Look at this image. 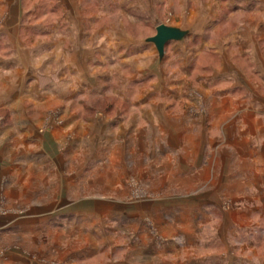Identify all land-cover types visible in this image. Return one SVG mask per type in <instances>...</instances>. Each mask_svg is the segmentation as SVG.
<instances>
[{
	"label": "crops",
	"instance_id": "obj_1",
	"mask_svg": "<svg viewBox=\"0 0 264 264\" xmlns=\"http://www.w3.org/2000/svg\"><path fill=\"white\" fill-rule=\"evenodd\" d=\"M156 6L158 15L186 12L191 16L180 25H166L187 36L170 43L163 58L149 37H132L120 31L124 27H113L106 37L98 27L100 13L124 11L148 19L154 13L150 0H0V171L31 174L37 167L31 160L35 163L40 156L59 160L69 152L83 156L88 141L96 145L106 140L115 167L123 165L124 173L132 174L131 158L144 152L146 141H157L176 143L178 148L183 143L180 149L172 144L157 151L164 175L173 173L166 159L185 155L192 165L190 172L196 175L197 149L203 143L205 154L212 152L219 140L214 131L235 106L252 113L247 120L236 121L237 127L246 124L252 132H233V124L224 138L236 145L245 139L252 142L246 160L251 168L236 173L230 169L226 178L219 179L226 182L222 192L230 195L229 205L264 206V118L257 116L264 114V0H156ZM144 18L134 23L142 25ZM220 29L226 35L215 37ZM205 54L212 65L204 64ZM194 83L210 96L206 116L191 111L196 105L191 96ZM87 94L112 95L130 112L114 107L106 115L91 111V105L86 110ZM213 94L221 95L220 102H212ZM233 95L242 97L235 103L230 101ZM55 114L60 124H55ZM45 125L52 128L42 132ZM6 151L31 164L6 168ZM93 152L97 157L102 150ZM209 166L208 161L200 178L207 180ZM251 188L258 191L256 197L245 193ZM213 200L205 205H227ZM243 213L223 214L227 228H244ZM260 213V208H253L251 219ZM220 236L222 251L207 256L205 264H264V246L255 235L243 248L230 246L228 235ZM4 244L0 264H32L17 247L10 253Z\"/></svg>",
	"mask_w": 264,
	"mask_h": 264
},
{
	"label": "rangeland",
	"instance_id": "obj_2",
	"mask_svg": "<svg viewBox=\"0 0 264 264\" xmlns=\"http://www.w3.org/2000/svg\"><path fill=\"white\" fill-rule=\"evenodd\" d=\"M150 1L154 13L148 14V19L124 11L100 13L101 35L107 37L113 27L114 30L124 27L120 31L132 37L150 38L156 35L160 24L180 25L191 17L186 12L158 15L156 0ZM93 11L96 14V9ZM139 18H144L142 25L134 23ZM226 33L220 29L215 37ZM202 58L204 64L212 65L213 60L208 55ZM171 73L169 69V76ZM196 85L194 83L191 89L196 102L191 111L206 116L210 96ZM212 96V102H220L222 98L220 94ZM238 97L242 96L233 95L230 101L236 103ZM85 101L86 110L91 105V111L101 110L106 115L112 113L114 107L120 112H130L121 99L112 95L89 94ZM175 112L182 113V109ZM248 114L252 113L234 106L214 131L219 134V140L213 143L209 155L205 154L202 143V149H197L195 154L196 175L190 172L192 165L187 164L188 155L166 159L171 161L169 169L173 173L164 175L160 169L163 165L157 163L162 160L158 159L157 151L163 147L168 149L172 144L180 149L183 143L178 148L176 143L157 141H146L142 147L144 152L131 158L132 174H125L123 165L115 167V160L110 157V143L106 140L96 145L88 141L83 156H72L69 152L68 156L55 161L41 156L35 163L31 160L37 166L31 174L0 171V245L5 243L10 253L17 247L21 256L32 259V264H205L207 256L222 251L220 235H228L233 247H245V242L253 235L264 246V206H232L229 205L230 195L222 192L226 182L221 180L230 174V169L236 173L238 169L251 168L246 160L251 155L252 142L245 139L236 145L224 138L233 124V132L243 129L251 133L252 127L238 124V129L236 125L240 119L247 120ZM257 116L264 118V114ZM53 117L55 124H60L59 115ZM49 128L52 125L41 126V131ZM148 128L151 133L152 127ZM98 150H102L101 154L93 156L91 152L98 153ZM4 155L6 168L31 164L27 158H15L8 151ZM208 161L209 174L205 180L200 175ZM57 165L61 167L59 171ZM247 190L245 193L256 197L255 188ZM210 198L227 205H205ZM253 208H260L263 214L251 219ZM244 209L248 212L243 213ZM238 211L244 214L241 221L244 228H227L224 215ZM259 255H262L261 250Z\"/></svg>",
	"mask_w": 264,
	"mask_h": 264
},
{
	"label": "water",
	"instance_id": "obj_3",
	"mask_svg": "<svg viewBox=\"0 0 264 264\" xmlns=\"http://www.w3.org/2000/svg\"><path fill=\"white\" fill-rule=\"evenodd\" d=\"M186 36L187 33L178 28L159 25L156 29V35L149 38V42L155 45L160 58H163L166 47L170 43L182 41Z\"/></svg>",
	"mask_w": 264,
	"mask_h": 264
}]
</instances>
